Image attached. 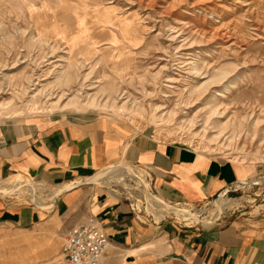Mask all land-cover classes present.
<instances>
[{
	"label": "rangeland",
	"instance_id": "374dc122",
	"mask_svg": "<svg viewBox=\"0 0 264 264\" xmlns=\"http://www.w3.org/2000/svg\"><path fill=\"white\" fill-rule=\"evenodd\" d=\"M183 2L0 0V123L6 117L96 116L133 136L181 141L220 159L254 165L251 181L258 182L247 188L241 186L249 181L235 184L225 196L240 201L225 211H264V0ZM220 72L225 74L216 77ZM60 74L71 80L62 82ZM99 84L113 87L114 108L87 105L86 94L108 99L97 92ZM78 93V107L63 106ZM53 103L59 106L51 110ZM211 107L220 113L212 116ZM215 118L225 129L213 127ZM125 180L111 182L113 188L95 184L133 202L143 222L196 225L173 211L154 210L143 181L131 175ZM33 181L37 189L25 186L0 197L32 206L33 194L49 202L55 187ZM174 202L208 219L225 212L215 210L213 200ZM47 229L43 238L31 232L30 247L16 248L13 264H65V235Z\"/></svg>",
	"mask_w": 264,
	"mask_h": 264
},
{
	"label": "crops",
	"instance_id": "0c3cea01",
	"mask_svg": "<svg viewBox=\"0 0 264 264\" xmlns=\"http://www.w3.org/2000/svg\"><path fill=\"white\" fill-rule=\"evenodd\" d=\"M121 161L148 171L165 198L198 205L251 181L256 172L254 165L220 159L181 141L127 134L96 116L54 114L0 123V179L22 175L44 181L56 189L49 202L60 186ZM95 183L66 189L51 208L0 197V264H13L15 249L30 247L31 232L43 238L49 228L64 237L90 215L106 230L109 250L115 247L101 264H264V211L227 207L214 222L158 225L143 222L124 197Z\"/></svg>",
	"mask_w": 264,
	"mask_h": 264
},
{
	"label": "bare ground",
	"instance_id": "6f19581e",
	"mask_svg": "<svg viewBox=\"0 0 264 264\" xmlns=\"http://www.w3.org/2000/svg\"><path fill=\"white\" fill-rule=\"evenodd\" d=\"M176 1L178 3H182L184 0H176ZM183 3H182V5H183ZM182 5H181V7H183ZM224 74H225V72H220L219 74L216 75V77L223 76ZM59 79H61V81L64 82V83H68L71 80V78H70V76L68 74H66V75L60 74L59 75ZM66 85H68V84H66ZM96 87H98V91L97 92H100L101 94H104L105 93L109 97H108V99L106 101L103 102V100H101V99L98 98L99 94H97V93H94V94H86L87 105L88 106H99V107L102 108V110H104L106 108L107 109L114 108V102H111V100H110L111 94L113 93V90H114L113 87L111 85H101V84L97 85ZM78 96L80 97L79 93L76 94V97L74 99H70V101L66 102V104L63 105V106L64 107H66V106L67 107H69V106H71V107H74V106L78 107L77 106V102H78L77 97ZM58 104L57 103H55V104L53 103L51 105V110H54L55 108H57L59 106ZM219 113L220 112H219L218 109L212 108V113H211L212 116H216ZM112 116L113 117L116 116V113L113 112L112 113ZM6 118H8V120H6V122L7 121L8 122H11L13 120L19 121L16 118H10V117H6ZM78 118H81V116H78ZM214 120L216 121V123L213 122V121H211V123L213 124V127L214 128H217L220 131L223 130V129H225V125L223 124L222 121L220 122V119L215 118ZM219 134H220V132H219ZM230 142H231V140H230ZM226 145H228V144H226ZM118 164H120V165H114V164H112L110 166L104 167L103 169H101L100 171H98L95 175L93 174L94 175V176L92 175L93 177L90 176V177H88V178H86L84 180H78V181H74L72 183H69L67 185L60 186L58 191H64L66 189L69 190L70 188L74 187L76 184L82 183L83 181L87 182L88 184L89 183L92 184L93 182H96V183H99V184H102V185H107V186H110V187L113 188V184L114 183H111L113 181L115 182L116 180L117 181L119 180L120 183H123L124 184V183H126V180H125V177L126 176H128V175L136 176V177H139L140 176V173L141 172L138 171V170H136L135 167L133 165H130L128 162L121 161V163H118ZM140 180L143 181L142 179H140ZM256 182H258V181H256ZM25 186L29 187L32 190V189H37L39 187V184L36 181H33L30 178H24L23 179L22 175H13V176L5 179V181H1L0 180V193L12 195V194H15V193H18V192L23 191V189H24ZM249 186H251V183L250 182L247 184V186H244L243 185L241 187L242 188H247ZM129 189H131L130 190L131 193L134 191L132 187H130ZM146 189H147L148 198H149V200L151 202V205H152V207H153L154 210H156V207H158V208H160V211L161 210H168L170 212L173 211V212H175V213H177L179 215H182L185 218L190 219V220H193V221H196L197 219H201V213H200V211H198V210H195L194 211V210L189 209V208H186V207H179V206L172 207L171 205L169 206V205L166 204V202H164V200L160 196L155 195L154 193L150 192V189L148 188V186L146 187ZM31 195L34 197V201H35V203L37 205H39L41 207H44V208L49 207L48 206L49 204H46L45 202H43L42 200H40L37 196H34L33 194H31ZM239 201H240V199H237V198H234L233 199V198H230V197H226L225 195L222 194L219 197H217L216 199H214L213 205H214V209L215 210H218V211L220 210L222 212V210H224L225 208L234 206ZM50 203H51L50 205H52V201ZM176 207H178V208H176ZM205 219H208V218H205ZM207 221H209V220H207ZM110 247H111V243H109L108 251H109V248ZM61 258H63L62 253H61Z\"/></svg>",
	"mask_w": 264,
	"mask_h": 264
},
{
	"label": "built area",
	"instance_id": "2783aa9c",
	"mask_svg": "<svg viewBox=\"0 0 264 264\" xmlns=\"http://www.w3.org/2000/svg\"><path fill=\"white\" fill-rule=\"evenodd\" d=\"M138 169L142 172L138 177L143 180V182H140L142 187L145 186L146 188L148 186L150 192L158 195L159 191L152 186L148 171L140 168ZM232 190H234V187H231L228 192ZM30 199L35 206L34 197ZM163 200L169 206L183 207L182 205H179V202H174L165 197ZM130 207L136 212V214L140 215L139 211H136L137 209L133 202L130 204ZM221 215L222 213H215L214 217L210 219H205L201 216V219H197L194 222H196L195 224L204 223L200 222V220H209L206 223L214 222L218 220ZM109 243V236L100 220L96 216L90 215L85 221L76 224L66 233L62 246V259L65 264H101L108 250Z\"/></svg>",
	"mask_w": 264,
	"mask_h": 264
},
{
	"label": "water",
	"instance_id": "95a60500",
	"mask_svg": "<svg viewBox=\"0 0 264 264\" xmlns=\"http://www.w3.org/2000/svg\"><path fill=\"white\" fill-rule=\"evenodd\" d=\"M120 165V164H119ZM250 183L252 182L253 184L255 183H257V182H255V181H249ZM82 183H87V182H85V181H83ZM65 191V190H64ZM229 191V190H228ZM228 191L227 192H224V193H222L223 195H226L227 193H228ZM61 192H63V191H58L55 195H54V197H53V201H52V205H49V207H46V208H51V207H53L54 206V204H55V200H56V198H57V196L61 193ZM222 194H220V195H222ZM219 195V196H220ZM214 201V200H213ZM35 206L36 207H38V208H44V207H41V206H39V205H37L36 203H35ZM174 206V205H173ZM176 208H178V207H176ZM200 222H204V223H206V222H208V221H201L200 220Z\"/></svg>",
	"mask_w": 264,
	"mask_h": 264
}]
</instances>
